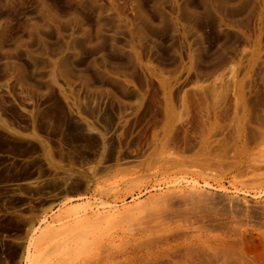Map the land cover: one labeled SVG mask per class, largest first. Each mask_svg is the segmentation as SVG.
Wrapping results in <instances>:
<instances>
[{"label": "rangeland", "instance_id": "rangeland-1", "mask_svg": "<svg viewBox=\"0 0 264 264\" xmlns=\"http://www.w3.org/2000/svg\"><path fill=\"white\" fill-rule=\"evenodd\" d=\"M0 264H264V0H0Z\"/></svg>", "mask_w": 264, "mask_h": 264}]
</instances>
